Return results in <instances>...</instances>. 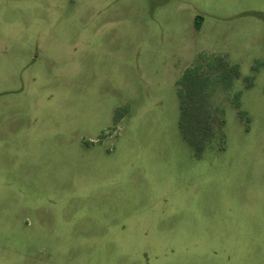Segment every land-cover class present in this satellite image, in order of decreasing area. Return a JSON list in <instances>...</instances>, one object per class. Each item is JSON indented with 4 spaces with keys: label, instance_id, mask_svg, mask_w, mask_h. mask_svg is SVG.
I'll return each mask as SVG.
<instances>
[{
    "label": "rangeland",
    "instance_id": "rangeland-1",
    "mask_svg": "<svg viewBox=\"0 0 264 264\" xmlns=\"http://www.w3.org/2000/svg\"><path fill=\"white\" fill-rule=\"evenodd\" d=\"M0 264H264V0H0Z\"/></svg>",
    "mask_w": 264,
    "mask_h": 264
},
{
    "label": "trees",
    "instance_id": "trees-1",
    "mask_svg": "<svg viewBox=\"0 0 264 264\" xmlns=\"http://www.w3.org/2000/svg\"><path fill=\"white\" fill-rule=\"evenodd\" d=\"M195 28L200 27L202 18L197 17ZM192 82H195L192 80ZM192 88L190 81L187 82L186 92L179 93V131L181 138L197 153L200 154L204 149L205 141L212 134V127L209 122V113L203 109V98L200 92V85Z\"/></svg>",
    "mask_w": 264,
    "mask_h": 264
}]
</instances>
